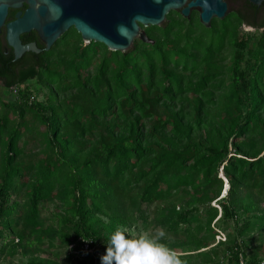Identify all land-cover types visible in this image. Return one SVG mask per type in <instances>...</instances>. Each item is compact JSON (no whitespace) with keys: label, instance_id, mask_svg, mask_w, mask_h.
Returning <instances> with one entry per match:
<instances>
[{"label":"trees","instance_id":"1","mask_svg":"<svg viewBox=\"0 0 264 264\" xmlns=\"http://www.w3.org/2000/svg\"><path fill=\"white\" fill-rule=\"evenodd\" d=\"M217 22L124 53L71 29L15 71L2 31L0 257L100 264L118 227L162 228L186 264H264V32Z\"/></svg>","mask_w":264,"mask_h":264},{"label":"water","instance_id":"2","mask_svg":"<svg viewBox=\"0 0 264 264\" xmlns=\"http://www.w3.org/2000/svg\"><path fill=\"white\" fill-rule=\"evenodd\" d=\"M0 0V34L17 61L25 53L48 52L57 41L74 29L84 44L103 45L110 52L124 53L135 40L153 44L141 27H160L170 12L187 17L191 8L199 9V21L210 27L213 18L226 14L223 0ZM258 6L262 0H248ZM186 5V6H185ZM185 6V7H184ZM25 7V10L21 9ZM9 11H16L7 22ZM35 33L43 50L35 43H21L20 37Z\"/></svg>","mask_w":264,"mask_h":264},{"label":"clouds","instance_id":"3","mask_svg":"<svg viewBox=\"0 0 264 264\" xmlns=\"http://www.w3.org/2000/svg\"><path fill=\"white\" fill-rule=\"evenodd\" d=\"M203 6L206 9L209 7L206 0ZM126 232L125 228L118 227L109 236L100 264H186L176 251L161 242L167 235L162 228L154 234L145 233L137 238H129Z\"/></svg>","mask_w":264,"mask_h":264},{"label":"flooded vegetation","instance_id":"4","mask_svg":"<svg viewBox=\"0 0 264 264\" xmlns=\"http://www.w3.org/2000/svg\"><path fill=\"white\" fill-rule=\"evenodd\" d=\"M189 1H191V0H188L187 3ZM223 2L226 5V14H225L223 19H225L230 14H235L243 20V22H244V23H242V29L243 30H244V27H248L249 29L253 30L254 33L257 31L258 32H264V27L263 28L261 27V25L264 23V0H262L258 6L251 4L248 0H223ZM21 10L24 11L25 7H23ZM15 13H16V11L14 12V15H15ZM167 16L169 19H175L177 17H181L182 20L186 21V23L187 22L189 23V21H192V20L193 21L197 20L200 23V21H199V9L198 8H191L189 10V14L187 17L182 16L180 11L170 12ZM13 19H14V17H13ZM216 20L217 19H215V18H213L211 20L210 27H211L212 23L215 22ZM141 28H143V27H141ZM32 33L33 32H31L29 34L22 35L20 37L21 43L23 45L34 43L32 41V38H33ZM39 43L42 46L39 49L43 50V44L40 41H39ZM31 54L32 53L23 54L21 56V58L19 60H17L19 62L14 64L13 71L18 70V69H22L23 66L25 67V64H23V60L30 59L32 57ZM40 54L41 53L34 54V55H40Z\"/></svg>","mask_w":264,"mask_h":264},{"label":"rangeland","instance_id":"5","mask_svg":"<svg viewBox=\"0 0 264 264\" xmlns=\"http://www.w3.org/2000/svg\"><path fill=\"white\" fill-rule=\"evenodd\" d=\"M168 18V16H166V19ZM216 21H220V20H216ZM215 21V22H216ZM217 22V25H219V23ZM142 29V31L144 32V28H141ZM199 32H203V33H205L204 32V30L203 29H199ZM244 32H246V33H254V31L253 30H251V29H249L248 27H244ZM84 44V43H83ZM84 45H86V44H84ZM230 59H231V55H227V61H226V63H229V61H230ZM2 88H1V83H0V94L1 95H4V93L2 92V90H1ZM225 187H227V185H225V183H224V188ZM224 188H223V190H224ZM223 193V192H222ZM212 205H214V204H212ZM50 207V211H52V209H53V207L52 206H49ZM145 233L144 232H142V231H139V230H132V231H129V232H126V235L128 236V237H132V238H137V237H139L140 235H144ZM224 238H225V235L224 234H221L218 238H216V241H223L224 240ZM62 252V251H61ZM61 252H60V250H56L55 251V253L57 254V253H60V255H61ZM53 254V253H52ZM51 253H48V252H46V253H44L43 255L44 256H47L48 258H52L53 259V255H52ZM28 260V258L26 257V258H22L21 256H17V257H15V258H13V259H10V260H8L7 258H5V257H0V264H24L26 261ZM59 264H66L64 261H62V257L60 256V262H59Z\"/></svg>","mask_w":264,"mask_h":264},{"label":"built area","instance_id":"6","mask_svg":"<svg viewBox=\"0 0 264 264\" xmlns=\"http://www.w3.org/2000/svg\"><path fill=\"white\" fill-rule=\"evenodd\" d=\"M218 238V237H217ZM80 240V239H79ZM74 245H71L70 248H73ZM80 253H92V250L89 248V245L86 241H82Z\"/></svg>","mask_w":264,"mask_h":264}]
</instances>
